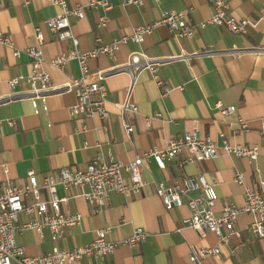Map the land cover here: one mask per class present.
<instances>
[{"label": "crops", "instance_id": "1", "mask_svg": "<svg viewBox=\"0 0 264 264\" xmlns=\"http://www.w3.org/2000/svg\"><path fill=\"white\" fill-rule=\"evenodd\" d=\"M85 1L68 0L70 6L77 3L83 6L82 17L72 15L69 19L78 37V48L83 51L129 35L137 25L158 20L167 9L182 11L184 18L196 25L191 38H176L160 23L140 43L128 39L121 44L114 57L100 54L88 58L85 75L88 80L97 79L98 70L106 71L114 64L124 63L134 50L150 57L210 51L157 65L155 74L162 85L156 83L147 69L136 73L130 99L136 103L137 110L128 114L133 124L131 135L123 130L118 107L132 83L133 77L128 71H112L101 79L106 87L104 106L109 112L105 119L71 116L70 107L75 101L71 89L49 95L47 110L38 113L33 112L30 101L25 98L1 103L0 184L6 180L22 183L30 169L40 180L45 173L56 172L61 166L82 167L99 147L104 153L110 151L117 159L127 162L136 153L153 147L163 149L170 137L185 131L195 130L217 144H220L219 133L224 132L232 143L258 145L256 160L226 154L219 148L214 158L190 160L180 165V160L189 155L183 148L176 156L165 158V166L161 168L149 156L141 171L145 185L138 193L125 196L111 192L109 202L97 213L90 211L81 196L70 197L67 203L61 204L63 210L79 211L82 219L66 227L56 244L65 248L82 245L93 238L99 227H107L106 236L112 240L126 238L135 227H142L147 234L138 245L119 244L109 255L82 257L76 264H264V236H255L250 231L253 216L246 212L237 216L234 229L238 234L230 235L219 255L191 262L190 245L213 246L216 238L212 233L199 237L183 222L190 212L185 198L180 206L166 208L152 182L173 184L184 174L203 173L215 181L218 195L215 207L219 210L223 199L238 205L244 201V185L234 180L237 170L244 173L245 184L252 187H257L259 178L264 177V139L259 133L264 124V0H225L228 15L254 21L243 32L211 23L198 27L197 23L213 11L208 0H138L135 3L108 0L110 6L106 9L87 6ZM56 10L47 0H0V30L19 50L15 56L12 48L0 44V94L9 91L8 78L29 73L30 57L24 49L36 44L35 27L44 36L41 49L52 83L62 85L70 76H81L76 59L68 60L63 67L49 64L52 57L71 47L69 40H59L56 32L43 23ZM101 14L107 19L99 27L97 20ZM26 88L25 78L14 86L15 90ZM165 88L168 91L164 94ZM217 100L223 105H234L235 111L221 114L215 106ZM239 117L246 121L247 130L236 129ZM9 119L12 124L7 122ZM57 191L59 195L64 194L60 186ZM41 196H46L44 189ZM30 217L19 212L18 222L22 224ZM16 241L30 255L47 252L54 244L47 228L40 235L26 228L17 235Z\"/></svg>", "mask_w": 264, "mask_h": 264}, {"label": "built area", "instance_id": "2", "mask_svg": "<svg viewBox=\"0 0 264 264\" xmlns=\"http://www.w3.org/2000/svg\"><path fill=\"white\" fill-rule=\"evenodd\" d=\"M57 7L56 12L43 19L46 28L55 31L59 40H69L71 47L63 50L49 60V64L55 67H63L68 60L76 59L81 72L80 77H71L62 85H54L50 73L45 68V60L41 49L44 41L42 30L35 27L36 44L25 47L24 51L30 57V71L23 76L17 74L7 79L9 91L0 94V104L11 100L28 99L34 113L46 111L48 108L47 97L53 93L71 89L75 94V101L70 107V115L76 117H98L105 119L109 112L104 106L106 87L101 79L106 73L112 71H128L132 75V83L128 87L126 98L118 104L122 117V127L127 135L133 132V124L128 114L137 110V105L130 99L133 79L138 71L147 69L156 79L158 85L162 81L156 77V67L174 59L189 58L200 52H208L210 49L192 52L182 51L175 55L150 57L143 51H131L124 63L111 66L108 70L97 71V79L88 80L85 75L87 71L86 61L88 58L105 54L114 57L120 45L128 39L140 43L145 34L150 33L152 28L160 23L165 24L171 34L176 38H191L195 32V24L184 18L182 11L167 9L162 11L158 20L150 23L137 25L129 35L113 38L110 42L99 43L88 50L78 48V37L73 33L70 25V16H83L82 4L70 6L68 0H47ZM138 0H125L126 3H135ZM213 8L212 13L197 23L198 27L207 24L225 25L233 32L245 31L247 24L253 23L245 17L235 18L226 13L228 4L225 0H208ZM85 4L90 7L108 8V0H86ZM105 14H101L97 20V26L106 23ZM0 44L12 48V54L17 55L19 50L13 45L12 39L0 30ZM262 49V48H261ZM25 78L27 88L15 90L14 86L19 79ZM168 91L165 88L164 94ZM221 114H229L235 111L234 105H223L220 100L215 102ZM159 114V113H156ZM12 124L11 119L7 120ZM236 129H248L246 121L239 117ZM264 139V124L259 130ZM220 144H217L209 136H200L195 130L185 131L179 136L170 137L163 149L155 147L143 153H136L127 161L114 157L108 151L104 153L99 147L82 167L71 168L61 166L56 172L45 173L38 180L33 170L27 171V176L22 183L4 181L0 184V264H76L82 257L98 255L104 257L111 254L119 244L128 246L138 245L146 236V230L135 227L130 236L112 240L106 235L107 227H99L94 231L93 238L73 248L60 247L56 241L62 238L64 229L68 226L78 224L82 219L79 211H68L61 208V204L67 203L70 197L81 196L90 206L92 213L99 212L110 199L111 192H118L125 196L138 193L145 185L141 171L145 161L152 156L159 167H164V159L172 158L179 151L186 148L188 156L180 160L182 165L186 161H199L214 158L221 148L226 154L236 157H248L254 161L258 155V145L247 142L232 143L224 132L219 133ZM84 146L87 141L83 142ZM7 170L6 165H4ZM126 172V175L123 174ZM244 173L237 170L234 180L244 185V201L241 205L228 200H222L219 210H216L218 195L215 191V181L207 178L203 173L184 174L181 179L173 184H165L153 180L155 192L160 196L164 206L170 208L180 206L185 202L189 208V215L183 218V222L192 227L199 237L206 233H212L216 238L213 246L190 245L189 259L193 263L200 262L208 256H216L221 253L222 245L229 241L230 235L238 234L234 229V221L242 213H250L253 220L249 225L250 231L258 237L264 236V177L259 178L257 187L245 184ZM60 186L64 194L59 195L57 187ZM44 189L46 196H41ZM194 192L193 194H189ZM19 212L30 215V219L20 224L18 222ZM33 229L39 235L44 228L50 233L54 242L47 252L30 255L16 241V237L24 229ZM128 264H136L130 262Z\"/></svg>", "mask_w": 264, "mask_h": 264}]
</instances>
